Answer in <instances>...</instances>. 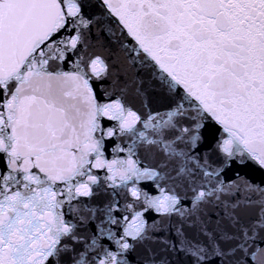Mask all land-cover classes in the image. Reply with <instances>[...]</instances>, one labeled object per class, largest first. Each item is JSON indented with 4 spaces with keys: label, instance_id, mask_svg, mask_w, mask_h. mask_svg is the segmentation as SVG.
<instances>
[{
    "label": "snow or ice",
    "instance_id": "1",
    "mask_svg": "<svg viewBox=\"0 0 264 264\" xmlns=\"http://www.w3.org/2000/svg\"><path fill=\"white\" fill-rule=\"evenodd\" d=\"M0 264H264V0H0Z\"/></svg>",
    "mask_w": 264,
    "mask_h": 264
}]
</instances>
